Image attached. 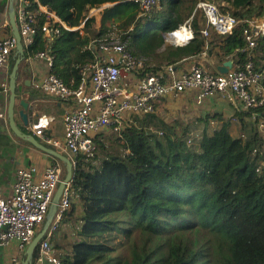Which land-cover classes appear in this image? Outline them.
<instances>
[{
  "label": "trees",
  "instance_id": "1",
  "mask_svg": "<svg viewBox=\"0 0 264 264\" xmlns=\"http://www.w3.org/2000/svg\"><path fill=\"white\" fill-rule=\"evenodd\" d=\"M29 1L31 9L37 8ZM38 1L70 29L83 23V35L59 23L53 24L59 35L52 38L40 29L24 53L52 54V72L68 86L80 82V67L93 59L84 50L88 43L113 33L136 57L160 58L167 65L198 56L205 45L217 46L219 56L233 57L237 63L247 60L242 35L246 24L224 36L210 29L204 38L206 19L195 8L197 0H160L159 14L148 18H137L138 6L124 0ZM224 1L231 8L221 11L231 9L239 20L264 17V0ZM105 4L112 6L102 10L96 27L95 17L88 14ZM191 16L192 39L160 54L156 51L164 43L161 34L150 26L142 28L146 21L159 20L165 26L162 33L176 35ZM44 21L40 14V27ZM251 54L263 67V37ZM150 123L151 129L149 122L127 126L114 141L119 149L103 158L96 151L98 147L103 152L105 145L97 138L93 156H78L69 185L70 205L63 215L74 218L76 235L70 251L57 252L61 264H264V151L252 155L263 145L258 133L233 138L226 122L191 142L188 125ZM94 160L99 162L95 165ZM119 250L127 252L121 256Z\"/></svg>",
  "mask_w": 264,
  "mask_h": 264
},
{
  "label": "built area",
  "instance_id": "2",
  "mask_svg": "<svg viewBox=\"0 0 264 264\" xmlns=\"http://www.w3.org/2000/svg\"><path fill=\"white\" fill-rule=\"evenodd\" d=\"M34 2L37 8L31 9L29 0H13L24 53L33 45L40 29L48 38L59 35V29L50 20L52 12H48L38 0ZM124 2H133L138 6L137 18L157 16L161 10L160 0ZM217 4L215 0H198L196 3V9L206 19V27L201 30L204 38H208L210 29L217 35L224 36L231 34L238 24H246L242 35L246 42L243 50L247 52V60L243 63L236 62L226 73L211 71L203 63L190 65L179 74L175 73L172 66L151 70L119 37L93 39L88 43L84 50L93 59L80 67L81 79L74 87L66 85L52 72L54 57L49 52L24 56L27 61L43 62L47 69L46 75L34 82L38 91L71 102L70 108L62 117L61 139L45 134L53 121V118L46 115L40 116L33 123L34 136L44 145L68 156L74 167L78 156H93L96 150L95 137L103 130L111 126L117 135L134 124L136 118L155 114L157 104L167 96L191 93L197 104L209 98H226L246 112L263 143L261 150L253 149L252 155L264 151V66H257L251 54L257 46L258 38H264V17L242 21L222 12ZM40 14L45 16L41 27L38 24ZM60 26L71 30L65 25ZM184 27L189 32V37L180 42H168L178 46L187 44L193 36L188 21ZM8 28L7 20H0V68L5 70L16 47L15 38L11 34H4ZM131 29L132 27L129 28ZM173 33L174 31L171 34ZM204 48L207 49L208 46L205 45ZM6 121V110L0 106V125H5ZM63 171L62 164L54 160L42 171L35 165H29L17 171L10 194H4L0 187V248L16 243L19 254L24 253L37 229L45 221ZM69 205L68 186L59 199L53 222L37 246L35 264H61L53 240ZM13 263L17 264L18 261L13 258Z\"/></svg>",
  "mask_w": 264,
  "mask_h": 264
},
{
  "label": "crops",
  "instance_id": "3",
  "mask_svg": "<svg viewBox=\"0 0 264 264\" xmlns=\"http://www.w3.org/2000/svg\"><path fill=\"white\" fill-rule=\"evenodd\" d=\"M3 1L4 5L2 6V11L0 12V20H7L9 23V0H0V3ZM111 6L112 5L110 4H105L97 9L99 14H97L95 19L98 18V25H100L102 10ZM95 11L96 9H91L88 17L92 15L94 16L93 13ZM191 18L192 16L187 19L189 24ZM50 20L54 23L64 25L61 23L60 19L55 15V13H52ZM112 22H114V20H112ZM184 25L185 22L179 28H185ZM82 26L83 23H81L79 27L71 29V31L79 30L80 34L83 35L84 31H82ZM112 29L114 31V27ZM4 34L12 35L10 26L5 30ZM173 38H171L170 41H173ZM163 44L164 45L159 50H157L158 54L162 53L168 45H173L168 42V40H164ZM14 58L15 57L13 54L6 70L0 68V106L5 110L9 98L8 78L14 63ZM142 59L145 62L147 60V65L150 66L151 70H162L167 66H172L176 74H179L190 65L197 63H203L209 70L216 71L217 67L221 66L227 60H231L233 62L232 65H234L237 61V59L233 57L219 56V48L217 46H210L207 49L204 48L198 56L184 58L171 65H167V63L162 61V59L160 60V58ZM153 66L156 69H154ZM46 73L47 69L43 62L33 60L27 61L25 59L21 61L17 77L16 112L21 110L19 101L25 99L32 106L33 113L27 126L23 124L17 115L16 125L23 133L34 135L32 129L33 123L40 116L46 115L53 118V121L49 130H46L45 134H50L52 137L61 139L63 136L62 117L63 114L70 108L71 102L47 96L34 87V82L36 79L44 77ZM157 120H161L165 124L176 122L180 125L183 124L192 126V129L189 128L190 132L198 131V136H200L203 131H206L208 134H212L215 130L219 129L223 123L226 122L229 124V133L233 138L245 139L249 137L253 130L257 132L255 126L249 120V116L246 114V112L238 108L234 103L226 100V98H209L205 99L200 104H197L195 96L191 93H183L177 96H167L157 104L155 114L139 118L135 120L133 125L135 126L138 123L149 122L147 128L151 129L150 122L156 123ZM37 139L41 142L38 137ZM52 161L53 159L48 155L33 148L27 142L17 138L10 131L7 121L5 125H0V187L4 194L11 193L12 186L15 182L16 173L19 169L29 165H35L39 171H42ZM76 228L77 223L74 222V218L66 217L65 219H62L59 228L54 234L53 240L54 246L56 245L57 247L58 254H63L70 251L72 242L76 235ZM23 256L24 253L19 254L16 243H12L6 248H0V264H14L13 258H15L18 263L21 264ZM33 264H35V262Z\"/></svg>",
  "mask_w": 264,
  "mask_h": 264
},
{
  "label": "water",
  "instance_id": "4",
  "mask_svg": "<svg viewBox=\"0 0 264 264\" xmlns=\"http://www.w3.org/2000/svg\"><path fill=\"white\" fill-rule=\"evenodd\" d=\"M8 19H9V26L12 32V36L16 40V47L14 51V57H15L14 63L12 65V68L9 73V78H8L9 79L8 81L9 98H8V104L6 107V118H7L9 129L17 138L27 142L33 148L48 155L53 160L61 163L62 166L64 167V175L57 186V189L52 199V203L50 204L48 212L46 214L43 227L39 232H37L34 235L31 242L27 245L24 251V256L21 261V264H33L34 263V253L37 249V246L40 240L45 236V233L47 232L48 228L53 222V219L58 209L59 199L62 196L65 189H67L70 183L72 182L73 165L70 159L68 158V156H66L65 154H62L56 149H53L49 146L44 145L34 135L23 133L16 125V117L18 115L20 120L23 122V124L27 126L29 124V119L33 113V108L29 104V102L23 99L19 101L21 110L16 112L17 77H18L19 66L21 64V61L24 59V48L21 43L20 33H19L18 26H17L16 19H15V8H14L13 0H9ZM171 33L172 32L162 34L165 41L169 39V36L171 35ZM232 63L233 62L231 60H227L221 66L217 67V71L219 73H226L227 70L232 67Z\"/></svg>",
  "mask_w": 264,
  "mask_h": 264
},
{
  "label": "rangeland",
  "instance_id": "5",
  "mask_svg": "<svg viewBox=\"0 0 264 264\" xmlns=\"http://www.w3.org/2000/svg\"><path fill=\"white\" fill-rule=\"evenodd\" d=\"M198 1V0H197ZM216 1V0H215ZM218 4V6H219V8H220V10H222V9H225V8H231L229 5H228V3L227 2H225L224 0H217L216 1ZM196 6V5H195ZM166 8V6H164V8L163 9H165ZM230 11H231V9H230ZM230 11L229 10H226V13H228V14H230ZM94 14V16H95V18H96V16H97V14H99V11L96 9V11L93 13ZM98 19V18H97ZM97 19H95L96 20V27H98L99 25L97 24ZM148 26H150L151 27V29H152V32H157V33H159V34H161V36H162V29H164L165 28V26H164V24L161 22V21H159V20H156V21H146L145 23H144V25H143V29H145V27H148ZM110 37H114V38H118V36L116 35V34H112ZM163 37V36H162ZM163 40H164V38H163ZM123 42H125L126 44H127V42L126 41H123ZM164 45V44H163ZM162 45V46H163ZM174 45V44H173ZM168 46H171V45H168ZM167 46V47H168ZM159 50V49H158ZM157 52V51H156ZM20 76V75H19ZM188 128H191L192 129V126H188ZM197 133H199L198 131H195V132H191V135L189 136L190 138H189V141H191V142H193L195 139H198L199 138V134H197ZM116 134H115V131L111 128V126L110 127H108L107 129H105V130H103L102 132H100L99 133V135H97L96 137H95V139L97 138V139H100L101 141H103L104 142V151L102 152H99L98 151V147H97V151H96V154L98 155V157H100V158H103L107 153H109V152H112V150L114 149V148H116V149H119L118 147H117V145L115 144V140H116ZM99 137H101V138H99ZM96 139V140H97ZM96 140H95V145H97L96 144ZM99 161L98 160H94L93 161V164H97ZM64 168V167H63ZM63 174H62V177H63V175H64V171L62 172ZM45 222V221H44ZM44 222H43V224H44ZM43 224L37 229V232H39L41 229H42V227H43ZM36 232V233H37ZM127 251L126 250H119V255H121V256H123L125 253H126Z\"/></svg>",
  "mask_w": 264,
  "mask_h": 264
},
{
  "label": "bare ground",
  "instance_id": "6",
  "mask_svg": "<svg viewBox=\"0 0 264 264\" xmlns=\"http://www.w3.org/2000/svg\"><path fill=\"white\" fill-rule=\"evenodd\" d=\"M181 32V36L178 38V35H179V33ZM187 30L185 29V28H179V30L177 31V33H176V35L173 33V34H171L170 36H169V39L168 40H170V38L173 36V35H175V37L173 38V41L174 42H180L181 40H185V37H189V32H187Z\"/></svg>",
  "mask_w": 264,
  "mask_h": 264
}]
</instances>
